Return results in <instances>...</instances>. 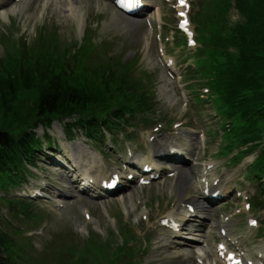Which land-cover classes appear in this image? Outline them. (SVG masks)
I'll use <instances>...</instances> for the list:
<instances>
[{"label":"rangeland","instance_id":"obj_1","mask_svg":"<svg viewBox=\"0 0 264 264\" xmlns=\"http://www.w3.org/2000/svg\"><path fill=\"white\" fill-rule=\"evenodd\" d=\"M219 2L222 5L225 4L223 0ZM150 4L154 6L151 16L153 17L155 32L148 31L141 19L115 17L116 12L99 0H31L27 4L14 3L0 12L1 40L3 36L8 35L12 42L26 41L27 46L32 50H38L39 46L45 43V47L55 48L62 52L64 48L81 44L84 36L89 31L93 42L97 44L93 55L99 57L101 63L109 61L108 57L107 60L101 58L107 54L112 59L122 57L124 60L129 58L137 62L136 70H133L135 89L137 93L145 92L144 96L147 100L143 105L149 114L147 117L151 118L149 123L151 127L162 124L161 127L164 130L161 129L159 132L152 134L151 130L140 127L135 132L133 131V136L135 138L140 136L141 140L147 143L151 135H156V139L149 148L150 150L155 148L154 150L158 153H162L164 149H171L168 142H182L195 151L192 166L188 167V170L186 169L175 179H164L150 186L136 188L127 194L108 199L77 194L74 188H69L70 184L67 180L59 176L54 166L45 163L46 161H40L41 167L50 169V174L53 177L49 180L50 183L56 187H61L62 192H67L69 197L57 189H53L55 196L63 194L66 198H58L46 193L47 196H52L54 201L44 200L35 204L33 209L37 214L42 215V221L37 225L19 224L16 218L5 211L7 207L0 202L2 207H0V225L4 224V220H6L9 224L14 225V227L9 225L8 228L12 236L16 239L23 238L20 245L23 251L20 255L17 254L18 264H89L88 253L92 252V244H89V247L77 256H73V253L76 254L78 251H82L83 244L90 237L93 239L94 235H99L102 237L101 241L106 240L108 244L120 245L122 237L117 238V228L123 219L133 222V226L129 228L132 234L137 236L136 233L138 234L141 231V234H138L139 238H150L147 243L144 240H139L140 243L132 241L128 244V247L133 248L144 244L142 249L149 246L153 251H160L164 244L161 235L170 236V233L162 229L153 232L155 221L168 215L169 204L173 202L176 196L199 198V173L213 163H217L219 167H222L225 177L229 178L228 183L243 184L247 187L250 185L252 189L249 187L248 192L253 190L259 193L256 189L259 188L258 186L262 181H254L251 184L252 181L249 182L245 179L244 169L238 170L234 166L224 169L225 164L229 165L227 162L229 157L216 158L224 142L221 139L220 118L216 117L209 104L202 105V103L195 101L194 97L196 93L203 101H206L205 87L201 86L204 80H198L193 78L194 75H191L196 71V68L194 60L190 57L191 52L189 49L175 48L173 42L165 44L163 41L161 45L156 40L155 35L159 33L158 25L163 27L160 31L164 37L171 36L175 25L173 19H171L173 16L167 10L169 6L165 0H150ZM228 4L230 10L227 14L229 15V22L233 24L239 20V15L234 8V0H229ZM113 19L118 20L113 22ZM103 41H106V45L101 47ZM160 47H164L168 52L167 54L175 61L176 66L173 69L172 79L168 77L166 70L163 68L167 56L163 57L162 54H159ZM4 51V45L0 42V55H3ZM98 52L101 57L96 54ZM188 58L191 59L187 61ZM174 125L180 127L174 129ZM37 132L39 136L42 135L40 129ZM51 133L57 139H63L65 136L59 124H55ZM135 138L132 141L134 146L129 147L135 156L142 160L139 153L141 144L136 145L138 141H135ZM115 141L113 137L109 136L102 146L94 144V148H96L94 149L82 137L76 135L70 141L64 140L63 145L68 149L71 157L75 156L80 159L83 170H90V172L94 170V174L99 175L101 172L107 173L112 166L123 167V161H117L116 159L121 157L119 153L127 147H125V143L114 145ZM99 151L102 154L104 152L110 153V151L114 153L109 158L107 156L104 158L103 155L98 153ZM259 152V149L254 150L252 154L246 155L241 162L246 161V165H251ZM41 158L39 156V159ZM129 160V158H125L126 162ZM40 175L41 178H32L27 187L23 186L13 194H16V197L20 196L26 188L36 187L41 179L42 181L48 180L49 175L46 172H42ZM247 177L251 178V174L247 173ZM245 186L244 188H246ZM3 193L0 192V197L3 196ZM58 205L63 207H58ZM142 210H147L149 214L147 222H139ZM160 210L163 212L162 215L159 214ZM262 210L263 207H259L254 213L261 216ZM225 212L227 213L225 214ZM233 212V207L223 205L215 208L211 213L204 212L208 214L209 220L201 230H191L190 234L182 233L189 239L194 240L193 245H188L189 247L185 249L192 261H194V253L198 249H202L204 264H216L213 252L218 242V220L221 216L224 219L225 216ZM86 214L90 215V219L86 217ZM242 221V216L230 221L228 228L232 234L236 233V226L242 224ZM194 225L196 224L194 223ZM243 226L241 225V227ZM42 228H46L43 236L33 237L27 243V239H25L28 237L27 233ZM19 229H22L24 234L15 235L13 231ZM5 230H7L6 227ZM239 230L244 234L245 228ZM183 232H187V228ZM110 238L111 240H109ZM113 246H111V249ZM246 246L251 247L249 250L250 256H255L258 251L264 250V237L252 239V236H249ZM108 254L111 253L108 252ZM122 259L128 262L127 256L123 255ZM171 261L177 262L178 259L174 256L168 259L165 256L160 264H170ZM103 262L109 264L105 259H103Z\"/></svg>","mask_w":264,"mask_h":264},{"label":"trees","instance_id":"obj_2","mask_svg":"<svg viewBox=\"0 0 264 264\" xmlns=\"http://www.w3.org/2000/svg\"><path fill=\"white\" fill-rule=\"evenodd\" d=\"M219 1L212 0L210 7H206L208 0L203 2L211 17L199 14L202 47L198 55L207 67L205 73L212 76L208 84L219 95L225 120L234 125L232 138L244 145L263 141L264 0H234L239 20L233 24L227 14L228 0L223 5ZM3 38L5 43L7 36ZM5 49L0 55V190L18 185L24 163L37 153L39 140L33 130L40 125L75 118L85 135L97 140L102 122L107 129L121 128V123L108 118L113 107H119V112H141L136 105L145 103L131 76L134 63L108 56L109 61L101 63L90 54L91 46L59 52L45 43L32 50L23 42L9 41ZM260 157L264 162V151ZM21 210L28 212L23 205ZM28 216L33 218L30 212ZM13 243L0 227V264H13ZM92 247L89 264H104L103 259L116 264V252L109 255L108 246Z\"/></svg>","mask_w":264,"mask_h":264},{"label":"bare ground","instance_id":"obj_3","mask_svg":"<svg viewBox=\"0 0 264 264\" xmlns=\"http://www.w3.org/2000/svg\"><path fill=\"white\" fill-rule=\"evenodd\" d=\"M2 0H0V2H1ZM29 1H31V0H26V4L29 2ZM68 3V2H67ZM72 3H73V1H72ZM74 4V3H73ZM113 16H115V15H113ZM115 17H120L121 18V16H118V14H116V16ZM122 19V18H121ZM114 20H118V19H113V22H114ZM117 22H119V21H117ZM129 196V195H128ZM129 198V197H128ZM199 206V205H198ZM199 208H201L202 210H203V207H200L199 206ZM205 212V211H204ZM184 248L181 246V245H176V244H174L169 250H167V254L169 255V256H174V257H176L177 259H178V261H179V258H180V261H179V263L180 264H196L195 263V261H192V259H190L191 257H189V255H188V253H186V251L185 250H183ZM203 251V250H202ZM157 252V251H156ZM172 254V255H171Z\"/></svg>","mask_w":264,"mask_h":264},{"label":"snow or ice","instance_id":"obj_4","mask_svg":"<svg viewBox=\"0 0 264 264\" xmlns=\"http://www.w3.org/2000/svg\"><path fill=\"white\" fill-rule=\"evenodd\" d=\"M181 3L183 4V0H181ZM181 15H183V13H181Z\"/></svg>","mask_w":264,"mask_h":264}]
</instances>
